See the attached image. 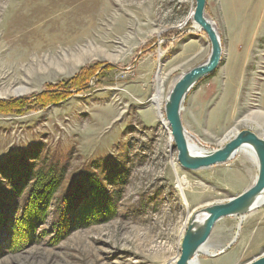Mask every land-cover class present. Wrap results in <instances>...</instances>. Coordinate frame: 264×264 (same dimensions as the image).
I'll use <instances>...</instances> for the list:
<instances>
[{
	"label": "rangeland",
	"instance_id": "rangeland-1",
	"mask_svg": "<svg viewBox=\"0 0 264 264\" xmlns=\"http://www.w3.org/2000/svg\"><path fill=\"white\" fill-rule=\"evenodd\" d=\"M36 2L38 18L15 24V16ZM248 2L232 0L236 14L227 26L217 0L207 2L205 15L216 24L224 55L184 104L190 113L197 111L195 119L182 112L190 141L204 149L221 146L235 129L264 136V119L255 118L262 129L244 122L252 112H264V0L240 9ZM195 5V0H0V101L31 99L96 63L101 69L118 67L100 87L95 79L89 91H73L63 104L0 112V200L10 217L42 163L66 164L45 220L29 230L33 239L23 228L17 246L12 224L1 230L0 264H175L193 213L251 186L257 164L243 153L208 170L182 169L163 108L154 99L158 76L164 103L176 81L210 57L207 35L189 30ZM84 171L83 177L103 181L98 190L109 194L116 213L87 226L73 222L62 235L54 199ZM245 219L242 227V218L221 220L206 244L215 256L201 253L200 264H246L264 253V207Z\"/></svg>",
	"mask_w": 264,
	"mask_h": 264
},
{
	"label": "water",
	"instance_id": "water-1",
	"mask_svg": "<svg viewBox=\"0 0 264 264\" xmlns=\"http://www.w3.org/2000/svg\"><path fill=\"white\" fill-rule=\"evenodd\" d=\"M208 0H195L192 27L196 25L210 42L211 54L208 61L184 73L169 91L164 105L165 117L171 130L172 141L177 151L178 163L189 172L208 170L226 165L235 159L245 148L251 149L257 160V175L251 186L240 195L227 202H218L194 213L183 235L180 254L175 264H192L201 248L209 241L218 222L226 218H242L264 207V138L251 130L239 131L222 148L203 149L193 154L189 150L191 134L186 129L182 112L184 104L194 88L220 67L224 55L222 42L216 24L208 19L205 10ZM107 65H104L105 68ZM205 218L196 224L199 216ZM246 264H264V253Z\"/></svg>",
	"mask_w": 264,
	"mask_h": 264
},
{
	"label": "trees",
	"instance_id": "trees-1",
	"mask_svg": "<svg viewBox=\"0 0 264 264\" xmlns=\"http://www.w3.org/2000/svg\"><path fill=\"white\" fill-rule=\"evenodd\" d=\"M101 67L102 64L97 63L86 66L81 69L75 78L69 80V83H65L63 86L60 85V87H56L55 89L53 88L51 89L52 91L42 92L31 99L20 98L17 100L0 101V112L15 114L16 112L23 111L31 104L37 103L40 106L63 104L72 96L73 91H89L88 86L95 79H98L96 86L100 87L103 82L102 80H105L112 70L118 69L117 66L111 64H108L104 69H101ZM30 100L33 103L26 105ZM85 172L80 173L72 180L71 186L63 196H58L54 199L57 202L59 218L61 220L57 224V227L62 235L68 232V229L73 226V222L87 226L101 220H107L116 213L114 210L115 202L110 201L109 194L107 195L105 191V194H102L98 190V188L101 189V182L103 181L98 179L99 181L101 180V182H98L94 181V179L83 177ZM64 174H66V164L63 166H59L58 164L50 166L42 163L41 168L25 184V194L22 189V197L12 211V217L9 216L8 204L4 200H0V232L4 227L12 224L11 226L14 227L12 240H16L17 246L23 243L24 236L22 229L24 228V233H27L29 230H34L37 223L45 220L46 207L53 201L50 199V196H52L55 189L62 188ZM56 194L57 191L55 190V196ZM105 195L108 196L109 200ZM8 217L10 220H8ZM31 231H29V237L32 240L35 234Z\"/></svg>",
	"mask_w": 264,
	"mask_h": 264
},
{
	"label": "bare ground",
	"instance_id": "bare-ground-1",
	"mask_svg": "<svg viewBox=\"0 0 264 264\" xmlns=\"http://www.w3.org/2000/svg\"><path fill=\"white\" fill-rule=\"evenodd\" d=\"M65 2H67V0H64ZM37 3V2H36ZM34 5V4H33ZM32 5V7L30 8V9H28L26 12H24L25 14H23V13H18L16 16H15V19H13L14 20V22H15V24H18V23H20V22H22L23 20H25L26 18H38V16L40 15V6H41V4L40 3H37L36 5H34L33 6ZM26 10V9H25ZM194 13V12H193ZM193 13L191 14V20H193ZM41 17V16H40ZM26 26V25H25ZM40 26V25H39ZM57 27V26H56ZM195 28H196V30L197 31H199L200 32V30H199V28L195 25L194 26ZM158 78H159V84H158V90H157V94L155 95V97H154V99L156 100V102L159 104V105H161V108H163V115H164V117H165V112H164V105H165V103H166V100H167V98H168V96L165 98V100H164V103H163V97H162V94H163V92H164V89H163V86H162V83H163V81H161L160 80V76H158ZM174 86V85H173ZM189 97V96H188ZM255 118L256 119H260V120H262L263 121V119H264V112H262V111H254V112H252V115H250V117H248V118H246V119H244V122L248 125V126H250V127H252V126H256V127H259L260 129H262V125H260V124H258L257 123V121L255 120ZM165 121H166V123H167V127H169L168 126V122H167V119H166V117H165ZM165 125V124H164ZM246 130H251V131H253L254 132V130H252V129H246ZM239 131H242V130H237V129H235L233 132H231V133H229V134H227L226 136H224V138L222 139V143H221V146H219V147H216V149H219V148H222L230 139H232ZM256 133V132H255ZM258 134V133H257ZM259 135V134H258ZM191 136H193V135H191ZM260 137H262V138H264V136H261V135H259ZM188 145H189V150H190V152H192L193 154H195V153H198V152H202V151H204L203 149L205 148V147H202V146H199L197 143H195V142H191L190 141V139H189V142H188ZM241 153H243V154H247V155H249V156H251V158H252V160H253V162L254 163H256L257 164V160H256V158H255V155H254V153H253V151L251 150V149H247V148H245ZM248 189V188H247ZM246 189V190H247ZM227 201H229V200H227ZM227 201H224V202H227ZM220 203V202H219ZM262 203H264V201L262 202ZM209 205V204H208ZM212 205V204H211ZM211 205H209V206H211ZM208 207V206H207ZM205 207H203V208H201L200 210H202V209H204ZM195 212H197V211H195ZM194 212V213H195ZM194 213H193V215H194ZM193 215H192V217H193ZM192 217H191V219H192ZM205 218V216H203V215H201V216H199L197 219H196V224H200V222L203 220ZM191 219H190V221H191ZM245 217H242V221H241V223H240V226L242 227V225H243V223L245 222ZM189 221V222H190ZM219 223V222H218ZM217 223V224H218ZM216 224V225H217ZM240 227V228H241ZM239 228V229H240ZM186 231V230H185ZM185 231H184V233H185ZM184 235V234H183ZM183 238V237H182ZM201 253H203L204 255H207V256H215V253H216V251H214V250H212V249H209V248H207L206 247V245L203 247V248H201V250H200V252H199V254H198V256L196 257V259H194L193 261H192V264H200V260L198 259V257H199V255L201 254Z\"/></svg>",
	"mask_w": 264,
	"mask_h": 264
},
{
	"label": "crops",
	"instance_id": "crops-1",
	"mask_svg": "<svg viewBox=\"0 0 264 264\" xmlns=\"http://www.w3.org/2000/svg\"><path fill=\"white\" fill-rule=\"evenodd\" d=\"M251 1L252 0H249L248 3L240 5V9L243 8V7H249ZM217 2H218V15L221 18L222 22L225 24V26H227L226 23H229L231 17L236 14L233 11L232 0H217ZM184 110L187 111L189 120H193V119H195L194 117L197 116V111H192L191 110L192 112H194L193 114H195V115H193L192 113H190L188 111V107L186 105H185ZM186 114L184 113V115H182V119H183V123H184L186 129L189 130L188 129V124H187V119H186Z\"/></svg>",
	"mask_w": 264,
	"mask_h": 264
}]
</instances>
